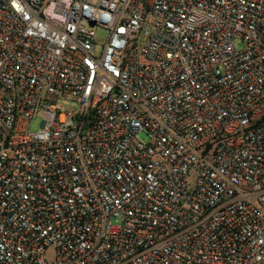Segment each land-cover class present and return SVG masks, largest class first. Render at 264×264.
Listing matches in <instances>:
<instances>
[{"label": "built area", "instance_id": "built-area-1", "mask_svg": "<svg viewBox=\"0 0 264 264\" xmlns=\"http://www.w3.org/2000/svg\"><path fill=\"white\" fill-rule=\"evenodd\" d=\"M0 264H264V0H0Z\"/></svg>", "mask_w": 264, "mask_h": 264}, {"label": "rangeland", "instance_id": "rangeland-1", "mask_svg": "<svg viewBox=\"0 0 264 264\" xmlns=\"http://www.w3.org/2000/svg\"><path fill=\"white\" fill-rule=\"evenodd\" d=\"M100 34L104 35V33L101 31ZM100 39H98L99 41ZM235 45L238 49H243L244 48V42L241 39H236L235 40ZM30 130L32 131H38L40 129V120H35L31 123L30 125ZM143 138L145 137L143 134L141 135ZM112 224L113 225H118L120 223V220L118 218H113L112 219Z\"/></svg>", "mask_w": 264, "mask_h": 264}]
</instances>
